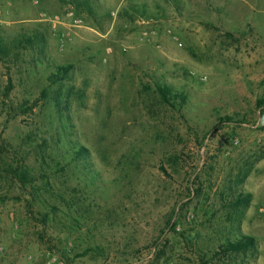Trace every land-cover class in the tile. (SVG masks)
<instances>
[{"label":"rangeland","instance_id":"374dc122","mask_svg":"<svg viewBox=\"0 0 264 264\" xmlns=\"http://www.w3.org/2000/svg\"><path fill=\"white\" fill-rule=\"evenodd\" d=\"M121 1L0 0V264H264V0Z\"/></svg>","mask_w":264,"mask_h":264},{"label":"trees","instance_id":"16d2710c","mask_svg":"<svg viewBox=\"0 0 264 264\" xmlns=\"http://www.w3.org/2000/svg\"><path fill=\"white\" fill-rule=\"evenodd\" d=\"M67 6L71 7L77 16H86L92 20L97 19V8L99 5V0H60ZM47 43L46 38L37 33L34 32L31 35H20L19 37L15 38L11 42H7L4 38L0 37V55L3 56H9L11 53L20 50H34V49H40L41 53H43L44 47ZM72 67H57L55 74L51 75V82L53 84H57L60 82H63L65 78L68 76V74L71 72ZM158 94L160 95L162 101L166 104H172L175 103L176 99L178 97H182L179 94L175 95L172 93V89L166 85H158L157 86ZM262 106H264L263 102H260ZM53 108H57L58 110L61 108V102L59 100H56L53 104ZM226 123H235L234 119L232 117H227L223 120ZM59 135V134H58ZM61 158L63 161L61 163H64L65 160L69 159L73 162L76 161H82L85 163L88 162V150L84 147L75 148L73 152L63 153ZM88 166V165H86ZM89 167V166H88ZM86 173H90V168H85ZM10 174H12L14 177H17L20 183L22 184V187H27L29 182V175L25 168H10ZM252 199L251 194H239L237 195L233 202H231V206L234 209H238L240 207H247L250 204V201ZM47 221V220H46ZM46 223V222H45ZM256 253L257 252V241L253 237L249 236H243L240 239L236 240H227V242L219 247V252L215 253V256H219L221 254L223 255H239L241 253ZM220 260V259H219ZM216 264H219V262H216Z\"/></svg>","mask_w":264,"mask_h":264},{"label":"built area","instance_id":"2783aa9c","mask_svg":"<svg viewBox=\"0 0 264 264\" xmlns=\"http://www.w3.org/2000/svg\"><path fill=\"white\" fill-rule=\"evenodd\" d=\"M127 1H128V0H122V1H121V5L124 4V3L127 2ZM118 11H119V9H118L116 12H113L112 15H113L114 17H116L117 14H118Z\"/></svg>","mask_w":264,"mask_h":264}]
</instances>
